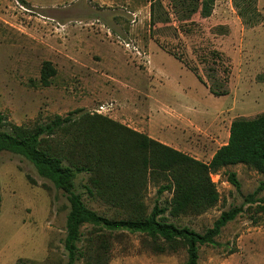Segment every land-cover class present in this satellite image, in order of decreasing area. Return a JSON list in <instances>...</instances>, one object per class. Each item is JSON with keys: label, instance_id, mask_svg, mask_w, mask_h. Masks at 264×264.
<instances>
[{"label": "rangeland", "instance_id": "obj_1", "mask_svg": "<svg viewBox=\"0 0 264 264\" xmlns=\"http://www.w3.org/2000/svg\"><path fill=\"white\" fill-rule=\"evenodd\" d=\"M78 109L208 161L232 122L264 114V0H0V114L32 127ZM86 179L78 178L77 191L87 207L123 219L88 196ZM262 179L245 165L228 167L213 176L217 206L165 215L203 234L223 212L242 208L215 245L200 249L199 264H264V191L246 201ZM160 185L149 184V211L171 198L159 197ZM0 198V264H67L70 204L62 191L3 151ZM92 230L83 229L85 238ZM103 233L109 264H186L184 249L158 253L145 235Z\"/></svg>", "mask_w": 264, "mask_h": 264}, {"label": "trees", "instance_id": "obj_2", "mask_svg": "<svg viewBox=\"0 0 264 264\" xmlns=\"http://www.w3.org/2000/svg\"><path fill=\"white\" fill-rule=\"evenodd\" d=\"M52 73L54 70L49 68L43 71L46 86ZM3 151L27 160L40 177L67 196V264H109L110 242L103 232L145 235L156 252L184 249L186 264H199L200 249L215 245L216 238L242 213V208L223 212L203 234L180 228L167 221L165 215L199 216L217 206L220 194L213 176L231 166L245 165L263 177L247 203H253L254 196L264 191V114L232 122L227 145L219 148L209 163L84 109L32 127L16 125L0 114ZM82 175L87 178L83 189L88 196L121 210L123 219L111 220L87 207L77 191V180ZM227 176L239 190L237 174L229 172ZM152 182L161 184L159 197L169 193L171 198L164 207L157 203L149 211L145 199ZM87 226L93 230L85 238L83 229Z\"/></svg>", "mask_w": 264, "mask_h": 264}, {"label": "crops", "instance_id": "obj_3", "mask_svg": "<svg viewBox=\"0 0 264 264\" xmlns=\"http://www.w3.org/2000/svg\"><path fill=\"white\" fill-rule=\"evenodd\" d=\"M230 128H231V124H230L229 129H228V132H227V134H226V136H225V142L223 143L222 146L227 145V143H228V141H229ZM136 131H139V132H140V130H136ZM149 137L152 138V139H155V140H157V141H159V142H161V143H163V144H165L164 141L161 139V137H160L159 135H157V134L150 133ZM165 145H167V144H165ZM168 146H170V145H168ZM222 146H220V148H221ZM170 147H172V146H170ZM218 149H219V148H218ZM218 149H217V150H218ZM217 150L211 155V157H210V159H209L208 161H205V163H209V162L211 161V159L213 158V156L215 155V153L217 152ZM192 157L195 158V159H197V160L202 161V160H201L200 158H198V157H194V156H192ZM202 162H203V161H202Z\"/></svg>", "mask_w": 264, "mask_h": 264}]
</instances>
